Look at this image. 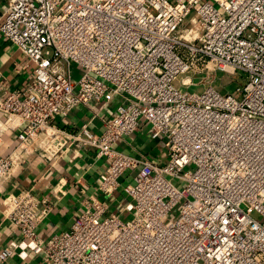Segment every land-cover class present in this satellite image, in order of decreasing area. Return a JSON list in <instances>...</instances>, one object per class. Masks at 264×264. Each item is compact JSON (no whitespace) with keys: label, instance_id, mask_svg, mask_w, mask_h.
Segmentation results:
<instances>
[{"label":"built area","instance_id":"1","mask_svg":"<svg viewBox=\"0 0 264 264\" xmlns=\"http://www.w3.org/2000/svg\"><path fill=\"white\" fill-rule=\"evenodd\" d=\"M0 35L35 73L23 92L0 98V131L24 124L16 149L0 156V179L34 155L53 164L85 149L108 161L104 199L124 173L132 178L120 214L94 200L46 240L36 228L49 200L8 195L3 214L21 240L0 264L29 253L44 264H264V0H8ZM217 72L244 75L240 98L213 86ZM197 85L203 91L190 92ZM116 95L100 134L53 124ZM143 127L166 149L164 163L114 148Z\"/></svg>","mask_w":264,"mask_h":264},{"label":"crops","instance_id":"2","mask_svg":"<svg viewBox=\"0 0 264 264\" xmlns=\"http://www.w3.org/2000/svg\"><path fill=\"white\" fill-rule=\"evenodd\" d=\"M7 1L0 0V14ZM34 76V64L0 35V98L11 92H23ZM119 104L121 97L117 95L109 100H93L88 105L77 106L66 116L56 117L53 124L68 132H77L84 124H88L93 133L100 134L104 129L103 120L109 118ZM23 127L24 124L19 122L15 129L0 131L1 157L8 156L16 149L18 134ZM114 148L129 156L147 158L155 164L164 163L167 159L163 144L149 137L147 127L117 141ZM107 164L105 158L95 157L93 149L79 151L77 156L71 150L53 164L34 155L28 162L20 164L10 178L0 179V252L12 242L21 240L20 232L3 214L6 198L11 194L30 190L36 196L49 200L52 210L36 228L37 235L43 240L68 231L86 209H92L94 200L105 202L109 213L120 214L128 201L124 187L132 178L129 173H124L115 194L104 199L99 192V185ZM43 259V255L29 253L22 260L14 254L4 264H44Z\"/></svg>","mask_w":264,"mask_h":264},{"label":"rangeland","instance_id":"3","mask_svg":"<svg viewBox=\"0 0 264 264\" xmlns=\"http://www.w3.org/2000/svg\"><path fill=\"white\" fill-rule=\"evenodd\" d=\"M193 16H194V11H193L192 15L190 16V18ZM190 18H188L184 28L191 26ZM193 28L196 32H199V29H200L199 25H195V27H193ZM72 73H73L74 77H77L79 75V69L75 65H73ZM214 75H215V77H214ZM209 77L214 78V81L212 84L218 91L224 92V93L226 92L230 95H233L235 98L241 97V90H242V87L244 85V75L242 73H237L234 75H226V74L224 75L222 73L217 72L216 74L210 73ZM199 78H200V76H194V82H198ZM203 89H204L203 86L197 85V86L192 87L190 89V92L201 93L203 91ZM173 215H174V213L170 216V218L173 219L174 218Z\"/></svg>","mask_w":264,"mask_h":264}]
</instances>
